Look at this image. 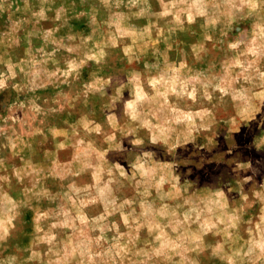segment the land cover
I'll return each mask as SVG.
<instances>
[{
  "label": "rangeland",
  "instance_id": "1",
  "mask_svg": "<svg viewBox=\"0 0 264 264\" xmlns=\"http://www.w3.org/2000/svg\"><path fill=\"white\" fill-rule=\"evenodd\" d=\"M0 264H264V0H0Z\"/></svg>",
  "mask_w": 264,
  "mask_h": 264
}]
</instances>
